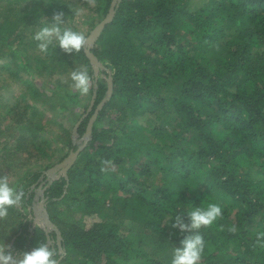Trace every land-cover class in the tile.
I'll list each match as a JSON object with an SVG mask.
<instances>
[{"label": "trees", "instance_id": "trees-1", "mask_svg": "<svg viewBox=\"0 0 264 264\" xmlns=\"http://www.w3.org/2000/svg\"><path fill=\"white\" fill-rule=\"evenodd\" d=\"M68 1L0 0V72L21 80L22 95L29 90L33 98L45 83L33 89L35 77H23L30 67L51 79L59 105L83 107L68 126L56 108L24 98L35 115L28 124L37 129L23 138L45 155L52 140L65 154L80 149L65 173L51 175L62 156L51 158L16 185L28 212L44 201L51 226L37 228L10 208L17 224L8 250L30 251L44 240L60 264H171L188 234L171 227L175 215L215 202L223 218L199 230L200 264H264L257 244L264 232V0H116L111 21L89 46L100 61L96 75L85 49L67 54L49 46L45 54L33 39L55 12L64 13L62 28L76 30L72 9L78 1L91 6ZM111 2L97 0L93 9L104 16ZM81 65L93 78L87 103L63 87L62 78ZM104 159L115 171H100ZM70 210L81 212V221ZM123 218L133 223L127 231Z\"/></svg>", "mask_w": 264, "mask_h": 264}, {"label": "rangeland", "instance_id": "rangeland-1", "mask_svg": "<svg viewBox=\"0 0 264 264\" xmlns=\"http://www.w3.org/2000/svg\"><path fill=\"white\" fill-rule=\"evenodd\" d=\"M64 2H69L68 0H61ZM194 0H188L187 5L192 6ZM73 4V3H71ZM79 5L75 6V9H84L83 13L80 15H73L72 20L69 21L71 25L76 28V31H82L85 35L92 29V27L102 18V13H96L93 7H88L84 5L81 1H78ZM95 14L94 19L90 16ZM64 20V19H63ZM65 24V22H64ZM63 24V25H64ZM51 23H49V26ZM12 40V38H11ZM8 66H13L11 62H7ZM70 74V73H69ZM66 74L64 79V89L66 91L72 92L70 85L72 81L70 80V75ZM23 77H35L32 79L31 85L34 89L35 86L39 87L42 83H45V87L42 88L40 93L33 98L30 97L31 91H27L26 96L22 93L25 92V85L21 80H17L15 77L9 75L5 71L0 72V175H7L9 183L16 186L26 175V173L33 168L39 167L40 163H45L51 158L57 159L62 156L61 160L66 158L65 149L60 147L59 141L52 140L50 145L45 144L46 155L41 153L36 147V144L30 141L28 138H23L24 134L36 131L37 125L30 126L28 123L35 120V115L33 118L30 116V108L24 106L26 100L29 102L41 105L42 107H48L47 109L56 108L59 115H63L61 119L68 126L78 117L79 113L83 110L82 104L76 103H66L61 106L57 102L58 93L53 90V84L51 79L47 76L39 77V74L34 73L30 67L23 70ZM103 75V74H102ZM37 89V88H36ZM38 90V89H37ZM82 103H87L88 96L80 95ZM24 98L26 100H24ZM8 108L10 111H6ZM59 108L61 110H59ZM75 117V118H74ZM79 118V117H78ZM73 119V120H72ZM51 138V137H49ZM38 143V140H35ZM17 145H19L17 147ZM62 167V166H61ZM57 168L55 171L50 172L52 176H57L62 173V168ZM24 184V182H21ZM22 185V184H20ZM45 203L43 200H39L34 203L33 211L28 212V208L25 206L18 207L21 211L27 213V217L31 220V224L40 225L45 229H49L51 223L48 220L47 211H45ZM72 217L75 220L81 221V212L70 210ZM16 215L8 214L7 218L0 220V244L6 242L8 235L16 228ZM132 221L129 218H123L121 221V227L126 231L132 225ZM151 252L152 245L148 247ZM156 255L165 256L166 251H160L157 247Z\"/></svg>", "mask_w": 264, "mask_h": 264}, {"label": "clouds", "instance_id": "clouds-1", "mask_svg": "<svg viewBox=\"0 0 264 264\" xmlns=\"http://www.w3.org/2000/svg\"><path fill=\"white\" fill-rule=\"evenodd\" d=\"M86 3L95 7L97 0H86ZM47 4V2H46ZM72 11L75 15L83 13L84 9L78 8ZM64 13L62 11L53 14L50 26H44L37 31L33 39L38 42L37 48L40 52L47 54L49 46L57 47L64 53H79L88 46L89 36L82 31L73 30L71 27H61L64 24ZM72 81L70 87L80 95H88L93 89V78L86 65L75 68L70 73ZM65 83L67 81H64ZM111 161L101 160V172L115 171ZM26 197L23 187L13 186L9 183L7 175H0V220L8 216L10 208L22 206ZM187 217V222L185 221ZM223 218L222 206L219 203L210 202L206 207L195 206L185 213L175 215V221L171 227L178 228L181 233H188L180 241L179 247H174L171 264H200L205 248V241L200 234L201 228H210L214 222ZM38 228L40 225L35 224ZM223 231V225L219 227ZM228 231L235 233L237 227L232 225ZM257 244L264 248V232L257 233ZM59 253L56 248L49 245L47 241L41 240L30 251H23L13 255L4 243L0 244V264H60Z\"/></svg>", "mask_w": 264, "mask_h": 264}, {"label": "water", "instance_id": "water-1", "mask_svg": "<svg viewBox=\"0 0 264 264\" xmlns=\"http://www.w3.org/2000/svg\"><path fill=\"white\" fill-rule=\"evenodd\" d=\"M115 1L116 0H112L110 7L108 8L107 12L105 13V15L92 27V29L88 32V34L86 36H89V43H88V47L85 48V52L86 55L90 61V64L93 68V74L96 75L98 73V68L100 66V61L98 60V58L96 57V55L89 49V46H91L93 44V42L95 41V39L98 37V35L100 34V32L102 31L103 27L105 26V24H107L108 22L111 21L113 14H114V5H115ZM109 82H108V90H107V96L111 93V81L108 78ZM105 100V98H103L95 107L93 114L90 116V118L88 119L87 125H86V131H85V138L89 137L90 133H91V125L93 122V119L95 118L98 109L101 107L103 101ZM94 101V93L91 96L90 102H89V106L88 109L92 106ZM79 120L76 122L75 127L77 126ZM85 143V140L83 141V143L81 145H83ZM80 147H78L76 150L74 151H70L68 152L67 156L65 159H63L62 161L58 162L55 166L52 167V171H55L57 168H60L62 165V173H65L66 171V167L71 164L77 154V152L79 151ZM51 171V172H52Z\"/></svg>", "mask_w": 264, "mask_h": 264}]
</instances>
